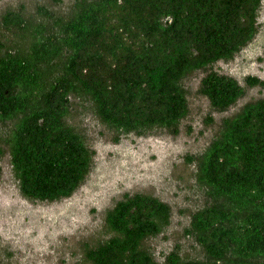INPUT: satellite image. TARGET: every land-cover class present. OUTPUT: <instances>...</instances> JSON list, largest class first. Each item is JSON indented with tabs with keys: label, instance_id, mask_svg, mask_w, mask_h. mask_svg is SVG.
I'll use <instances>...</instances> for the list:
<instances>
[{
	"label": "trees",
	"instance_id": "1",
	"mask_svg": "<svg viewBox=\"0 0 264 264\" xmlns=\"http://www.w3.org/2000/svg\"><path fill=\"white\" fill-rule=\"evenodd\" d=\"M260 3L76 0L51 34L45 25L30 29L18 11L6 12L3 26L26 32L28 43L12 51L0 42V124H11L0 155L8 150L21 193L40 201L68 197L88 172L91 152L65 120L71 96L88 99L103 123L123 133L176 129L188 113L181 82L193 71L207 70L199 92L213 108L233 105L244 86L208 68L251 41ZM245 83L264 86L252 75ZM197 160L198 182L213 202L192 214L186 233L204 258L183 260L171 251L164 264H264V98L224 118ZM169 218V205L158 198L125 194L106 213L112 235L86 258L158 264L142 243Z\"/></svg>",
	"mask_w": 264,
	"mask_h": 264
},
{
	"label": "rangeland",
	"instance_id": "2",
	"mask_svg": "<svg viewBox=\"0 0 264 264\" xmlns=\"http://www.w3.org/2000/svg\"><path fill=\"white\" fill-rule=\"evenodd\" d=\"M75 2L0 0V42L12 51L28 47L26 32L3 26L6 12L18 11L30 22V29L45 25L51 34L54 20L68 18ZM43 10L50 16L43 15ZM208 70L236 78L244 94L227 109L217 110L199 92L207 70L187 74L181 83L188 113L174 130L154 127L123 133L103 123L88 99L71 96L65 120L84 140L91 162L83 181L68 197L54 201L25 197L5 149L0 155V264H91L87 250L112 235L106 226L107 211L125 194L135 193L158 198L170 207L169 223L142 243L158 264H164L171 251L183 260L203 259L200 245L186 233L192 214L213 202L198 182L197 158L219 135L224 118L264 98V86L245 83L249 75L264 81V0L251 41L231 59L216 61ZM10 126L0 124V138Z\"/></svg>",
	"mask_w": 264,
	"mask_h": 264
}]
</instances>
